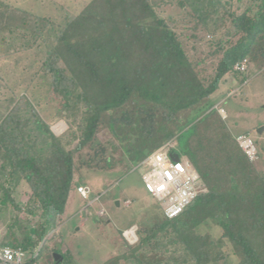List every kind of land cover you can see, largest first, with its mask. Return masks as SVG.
Here are the masks:
<instances>
[{
	"label": "trees",
	"instance_id": "16d2710c",
	"mask_svg": "<svg viewBox=\"0 0 264 264\" xmlns=\"http://www.w3.org/2000/svg\"><path fill=\"white\" fill-rule=\"evenodd\" d=\"M0 59L18 90L0 116V213L12 215L1 247L38 264L82 185L75 173L130 170L174 142L205 192L102 264H264V146L248 159L211 102L227 79L264 73V0H90L62 23L27 15L2 29Z\"/></svg>",
	"mask_w": 264,
	"mask_h": 264
},
{
	"label": "rangeland",
	"instance_id": "374dc122",
	"mask_svg": "<svg viewBox=\"0 0 264 264\" xmlns=\"http://www.w3.org/2000/svg\"><path fill=\"white\" fill-rule=\"evenodd\" d=\"M89 1L0 0V32L8 26L20 24L27 15L62 23L64 17L78 14ZM3 64L0 59V116L6 108L3 100L11 97L12 90L15 93L18 91L7 76L8 65ZM247 74L248 79L243 84L227 79L212 95L211 102L215 109L225 113L226 126L233 136L249 134L257 147L264 146V131L259 136L256 134L258 129H264V73L251 68ZM39 112L41 116L54 114L49 107L39 109ZM51 125L55 136L66 130L62 121ZM98 140L106 142L112 141V138L109 133L102 132ZM255 163L264 172V154ZM143 172L140 167L130 170L118 167L109 172L75 173V182L82 183L89 190L88 201L72 193L66 205L64 223L47 236L46 250L38 264H50L51 251L56 249L61 254L69 252L68 264H102L126 251V245L132 244L123 238V233L132 228L136 231L139 226L160 219L163 214L162 203L144 189L141 180ZM25 192L24 184L14 191L13 198L18 205L25 202ZM127 202L130 204L126 205ZM99 211L104 213V218H98ZM1 214L0 235H3L12 215L8 212ZM200 231L206 232V228L201 226ZM209 233L213 237L219 236L216 227Z\"/></svg>",
	"mask_w": 264,
	"mask_h": 264
},
{
	"label": "built area",
	"instance_id": "2783aa9c",
	"mask_svg": "<svg viewBox=\"0 0 264 264\" xmlns=\"http://www.w3.org/2000/svg\"><path fill=\"white\" fill-rule=\"evenodd\" d=\"M246 68V62L243 61L240 65H236L234 70L243 72ZM218 112L224 119L225 113L222 110ZM236 142L248 159L251 161L256 159L257 150L250 135H241L236 138ZM174 149V142L165 143L148 154L138 166L144 169L141 180L145 191L162 203L163 215L167 219L180 215L198 194L205 192L197 172L189 161L185 157H177L176 161L172 159L175 156ZM76 191L82 200L88 201L89 190L86 187L80 185ZM129 204V202L126 203V205ZM89 206H91L90 203ZM97 216L104 218V213L99 211ZM123 238L129 244H134L135 229L125 231ZM25 260L26 255L21 249L0 246V264H24Z\"/></svg>",
	"mask_w": 264,
	"mask_h": 264
},
{
	"label": "water",
	"instance_id": "95a60500",
	"mask_svg": "<svg viewBox=\"0 0 264 264\" xmlns=\"http://www.w3.org/2000/svg\"><path fill=\"white\" fill-rule=\"evenodd\" d=\"M263 131H264L263 128L258 129L256 134L259 136ZM172 159L176 161L177 160V156L176 155L173 156ZM116 205H118V203ZM52 257H53V260H54L55 264H58V263H60L62 261V257L59 254H53Z\"/></svg>",
	"mask_w": 264,
	"mask_h": 264
}]
</instances>
